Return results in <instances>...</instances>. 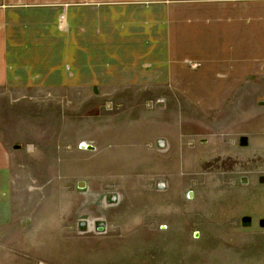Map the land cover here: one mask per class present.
<instances>
[{"label":"rangeland","instance_id":"rangeland-1","mask_svg":"<svg viewBox=\"0 0 264 264\" xmlns=\"http://www.w3.org/2000/svg\"><path fill=\"white\" fill-rule=\"evenodd\" d=\"M259 83L220 105L164 87L0 89V264H264Z\"/></svg>","mask_w":264,"mask_h":264},{"label":"crops","instance_id":"crops-1","mask_svg":"<svg viewBox=\"0 0 264 264\" xmlns=\"http://www.w3.org/2000/svg\"><path fill=\"white\" fill-rule=\"evenodd\" d=\"M86 1L0 0V89L164 87L220 105L264 86V0ZM8 152L0 141V225Z\"/></svg>","mask_w":264,"mask_h":264},{"label":"water","instance_id":"water-1","mask_svg":"<svg viewBox=\"0 0 264 264\" xmlns=\"http://www.w3.org/2000/svg\"><path fill=\"white\" fill-rule=\"evenodd\" d=\"M238 143H239L240 146H246L247 145V136L246 135H241L239 137V142ZM80 147H86V148H91V149L93 148V146H90V145H87V144L86 145H81ZM259 181L261 183H264V175H260ZM241 182L245 183L246 182V178L245 177H241ZM77 185H78V187H83L84 183H83V181H79L77 183ZM190 194L191 193L189 192V195ZM240 221H241V224L243 226H249L250 223H251V216L250 215H243V216H241ZM258 224L261 227H264V218H260Z\"/></svg>","mask_w":264,"mask_h":264},{"label":"flooded vegetation","instance_id":"flooded-vegetation-1","mask_svg":"<svg viewBox=\"0 0 264 264\" xmlns=\"http://www.w3.org/2000/svg\"><path fill=\"white\" fill-rule=\"evenodd\" d=\"M260 219V218H259ZM259 219H258V222H259Z\"/></svg>","mask_w":264,"mask_h":264}]
</instances>
